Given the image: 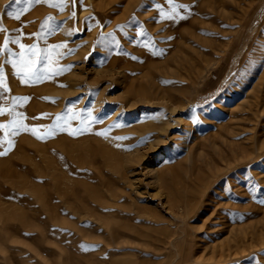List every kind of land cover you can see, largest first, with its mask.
<instances>
[{
	"label": "rangeland",
	"instance_id": "374dc122",
	"mask_svg": "<svg viewBox=\"0 0 264 264\" xmlns=\"http://www.w3.org/2000/svg\"><path fill=\"white\" fill-rule=\"evenodd\" d=\"M10 3L0 264H264V0Z\"/></svg>",
	"mask_w": 264,
	"mask_h": 264
},
{
	"label": "snow or ice",
	"instance_id": "6c2138e0",
	"mask_svg": "<svg viewBox=\"0 0 264 264\" xmlns=\"http://www.w3.org/2000/svg\"><path fill=\"white\" fill-rule=\"evenodd\" d=\"M39 3H49V0H11V3L7 6V16L13 17L17 20L20 19L21 15L27 11L33 4ZM67 0H59V3H51V7H58L61 11L64 10L66 6ZM75 3V0H73ZM169 5L172 6L173 12L175 13L176 9L185 8L186 6L183 4L174 3V0H168ZM162 15H166L165 13H161ZM73 16H75V12H73ZM169 18L175 19V16H170ZM53 18L49 17L48 20L51 21ZM6 31L2 26H0V33ZM9 43H14L19 45L21 49H25V45L20 42V37L17 35L14 39L9 40L5 39L3 43V47L0 48V55H3L5 52L9 56H16V60H11L13 68L17 69V75H23L24 81L28 82L29 80H41V79H49V73L51 72L53 75H58L59 72H53L50 68L52 63L50 55L41 56L39 49L35 45L31 46L27 52L21 51L20 53H14L9 48ZM55 48L66 47V45H56ZM5 91H9L7 84L5 83V75L3 69H0V96L3 95ZM27 99V98H24ZM20 98H17V102H19ZM7 111H11L9 109L0 108V116H4ZM18 117L23 118L21 114H17ZM62 117H57V120H61ZM66 119V118H64ZM18 120H14L11 125L0 124V130L12 129L13 131L8 132L5 131V138L9 135H15L18 133L19 128H22L25 131H31L33 134L36 133V129L29 128L27 125L19 124V128L17 127ZM57 130L63 131L64 129L60 127L58 124L56 126ZM50 135H55V131L49 133ZM39 139H45V136H38ZM147 141H145L146 143ZM5 143V140H0V146ZM8 147L4 151H0V156L6 155L7 151L11 150L14 146L11 140H7ZM264 203V201H261Z\"/></svg>",
	"mask_w": 264,
	"mask_h": 264
},
{
	"label": "bare ground",
	"instance_id": "6f19581e",
	"mask_svg": "<svg viewBox=\"0 0 264 264\" xmlns=\"http://www.w3.org/2000/svg\"><path fill=\"white\" fill-rule=\"evenodd\" d=\"M181 207V206H180ZM175 211V210H174ZM180 211H181V209H180ZM219 239V238H218ZM215 240V239H214ZM186 245V244H185ZM220 247V246H219ZM213 248H215V247H213ZM223 247H221V249H222ZM228 248H229V246H228ZM222 251V250H221ZM229 252V251H228ZM211 254V253H210ZM214 256V255H213ZM223 256H224V254H223ZM176 262V261H175Z\"/></svg>",
	"mask_w": 264,
	"mask_h": 264
}]
</instances>
